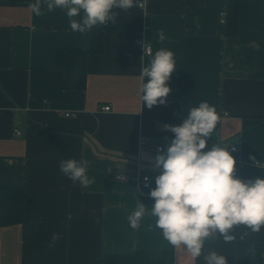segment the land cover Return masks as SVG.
I'll return each mask as SVG.
<instances>
[{
    "label": "crops",
    "instance_id": "1",
    "mask_svg": "<svg viewBox=\"0 0 264 264\" xmlns=\"http://www.w3.org/2000/svg\"><path fill=\"white\" fill-rule=\"evenodd\" d=\"M229 1L142 0L143 8H114L115 23L79 32L66 10L48 11L45 0L40 16L28 7L34 0H0V187H23L26 214L46 222L39 242L23 239L21 224L0 226V264H100L102 254L136 250L150 264H206L211 251L234 264L241 241L264 243V226L236 225L231 241L213 232L193 259L186 246L163 238L151 215L150 192L162 171L156 156L174 139L163 125L180 126L204 101L220 120L203 151L235 145V176L264 178V0H239L236 36L225 32ZM89 30L102 31V52L88 57L85 89L68 90L56 50L85 46ZM160 49L173 52L176 71L166 103L149 109L140 98L148 79L141 69ZM68 159L86 162L94 182L65 176L59 164ZM142 175L150 179L146 189ZM141 202L145 215L133 229L128 217ZM53 233L60 236L54 245Z\"/></svg>",
    "mask_w": 264,
    "mask_h": 264
},
{
    "label": "clouds",
    "instance_id": "2",
    "mask_svg": "<svg viewBox=\"0 0 264 264\" xmlns=\"http://www.w3.org/2000/svg\"><path fill=\"white\" fill-rule=\"evenodd\" d=\"M48 11L66 10L73 31L84 32L96 25L116 22L114 8L128 10L143 8L142 0H45ZM36 16L42 15L41 0L28 5ZM83 12L82 20L73 19ZM161 42L165 35L158 34ZM150 52V46L142 44ZM172 51L155 52L150 66L141 69L143 105L151 109L166 103L171 89L167 82L176 71ZM220 120L215 107L204 101L190 110V115L180 126L165 124L163 129L174 133L166 152L158 153L154 167L162 169L155 178L156 187L150 196L155 202L151 215L156 217V227L173 247L186 246L193 259L202 255L204 240L219 232L225 241L234 237L229 233L236 225H245L253 232L264 226V178L241 180L235 176L236 160L227 150L214 144L206 148L210 134ZM257 166L259 161L251 158ZM60 171L73 182L88 186L94 181L86 175V162L75 159L61 160ZM146 206L141 202L128 217L133 229L139 228ZM60 238L53 233L52 245ZM206 264H227V258L215 251L204 256Z\"/></svg>",
    "mask_w": 264,
    "mask_h": 264
},
{
    "label": "trees",
    "instance_id": "3",
    "mask_svg": "<svg viewBox=\"0 0 264 264\" xmlns=\"http://www.w3.org/2000/svg\"><path fill=\"white\" fill-rule=\"evenodd\" d=\"M30 1V0H10ZM226 34L236 36L239 26V0H230L226 8ZM103 34L100 30L87 32L83 47H60L56 50V67L64 72V86L68 90L86 87L88 57L102 52ZM181 118V125L184 122ZM21 224L22 237L29 241H42L46 234L44 219L30 217L25 212V189L21 186L0 187V226ZM264 243L261 240H243L237 244L234 264H261ZM100 264H150V256L144 250L130 254H102Z\"/></svg>",
    "mask_w": 264,
    "mask_h": 264
},
{
    "label": "built area",
    "instance_id": "4",
    "mask_svg": "<svg viewBox=\"0 0 264 264\" xmlns=\"http://www.w3.org/2000/svg\"><path fill=\"white\" fill-rule=\"evenodd\" d=\"M223 21H225V18L223 19ZM150 49H151V51H152V48H151V46H150ZM150 51V52H151ZM145 52L146 53H150L148 50H147V48L145 49ZM102 109H104V110H109L110 109V107L108 106V105H106V106H103L102 107ZM69 114H71L70 112H66V115H69ZM225 114H227V112H225ZM15 133L16 134H20L21 133V131L18 129V128H15ZM157 150H162V146H157ZM228 151L230 152V154L231 153H233V152H236V151H238V148H237V146H235V145H232V146H230V148L228 149ZM125 176H123V178H124ZM140 184H139V188L141 189H146V188H148L149 187V185H150V183H149V181H150V179H149V176L148 175H142L141 177H140Z\"/></svg>",
    "mask_w": 264,
    "mask_h": 264
}]
</instances>
